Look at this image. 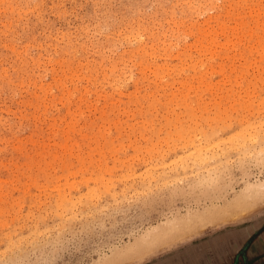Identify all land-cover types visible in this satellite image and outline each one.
Listing matches in <instances>:
<instances>
[{
  "label": "rangeland",
  "instance_id": "374dc122",
  "mask_svg": "<svg viewBox=\"0 0 264 264\" xmlns=\"http://www.w3.org/2000/svg\"><path fill=\"white\" fill-rule=\"evenodd\" d=\"M0 264H264V0H0Z\"/></svg>",
  "mask_w": 264,
  "mask_h": 264
},
{
  "label": "bare ground",
  "instance_id": "6f19581e",
  "mask_svg": "<svg viewBox=\"0 0 264 264\" xmlns=\"http://www.w3.org/2000/svg\"><path fill=\"white\" fill-rule=\"evenodd\" d=\"M7 1V0H6ZM191 2V1H190ZM190 2H189V4H190ZM187 4V2H184V5H186ZM189 8V7H188ZM193 8V7H192ZM195 13V12H194ZM140 32V31H139ZM142 33V32H141ZM133 35V34H132ZM127 36V35H126ZM135 36H137V35H135ZM139 36V35H138ZM142 36V35H141ZM129 37V36H128ZM143 37V36H142ZM125 39V38H124ZM128 39V38H127ZM127 39H126V41H127ZM141 40V39H140ZM132 41H133V39H132ZM137 41V40H136ZM133 43H135V42H133ZM138 43V42H137ZM143 43V42H142ZM140 47V46H139ZM206 146V145H205ZM201 148H197V150H200ZM199 153H201L200 151H199Z\"/></svg>",
  "mask_w": 264,
  "mask_h": 264
}]
</instances>
